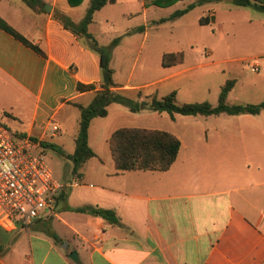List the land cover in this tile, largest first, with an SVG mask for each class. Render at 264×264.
I'll use <instances>...</instances> for the list:
<instances>
[{"label": "crops", "instance_id": "0c3cea01", "mask_svg": "<svg viewBox=\"0 0 264 264\" xmlns=\"http://www.w3.org/2000/svg\"><path fill=\"white\" fill-rule=\"evenodd\" d=\"M41 1L44 12L34 11L22 0L0 1V17L45 54L0 28V110L12 117L14 108L26 110L30 128L19 133H37L38 140L73 145L72 154L80 121L74 103L88 106L101 89L100 57L84 47L55 15L62 13L78 23L91 0H83L77 7H71L68 0ZM131 1L116 0L114 4ZM136 1L138 12L125 16L141 15L147 35L150 26H157L152 24L156 9L162 8H146L144 0ZM204 4L209 8L202 17L208 16L209 25H216L221 34L225 17L247 15L254 51L235 59L233 92L242 83L239 77L246 72L255 74L248 81L249 92L263 102L264 12L230 0ZM109 5L113 4L96 12L94 21ZM93 23L90 33L102 45L108 44L94 33ZM140 59L138 52L136 62ZM253 60L260 66L257 73L249 68ZM112 66L118 93L137 96L141 92L139 101H143V90L159 84L160 80L143 84L133 83L131 78L120 81L114 58ZM79 83L93 84L96 89L79 92ZM153 95L158 96L156 92L147 96ZM114 105L104 118L113 108L120 110ZM241 116L247 117V126L233 123L232 127H213L212 132L206 129L204 139L190 147L180 140L178 158L165 172H120L111 152L106 156L95 152L96 157L71 178H57L64 187L55 205L32 225L11 230L0 226V264H264V111ZM51 121L60 126L55 137L49 130ZM90 129L89 145L94 150ZM86 206L112 210L119 222L74 211ZM73 252L78 262L70 259Z\"/></svg>", "mask_w": 264, "mask_h": 264}, {"label": "rangeland", "instance_id": "374dc122", "mask_svg": "<svg viewBox=\"0 0 264 264\" xmlns=\"http://www.w3.org/2000/svg\"><path fill=\"white\" fill-rule=\"evenodd\" d=\"M192 0H183L170 8L156 9L152 20L169 17L175 10L184 9ZM140 8L136 0L128 4L120 2L107 6L95 19L92 29L109 46L111 42L121 37L118 47L112 50V58L116 60L117 75L120 81L131 78L133 83L143 84L151 80H160L159 84L149 90H143L144 99L147 100L149 92H156L161 98L172 91L177 92L178 102H210L218 104L222 86L230 79L237 76L232 69L235 59L248 57L254 51L249 42V28L247 15L234 13L229 18L225 17V32L214 24L201 25L199 19L205 15L209 5L197 6L188 14L157 26H150L148 34L130 32L145 24L143 17L137 15L127 18L125 14L136 13ZM83 20V19H82ZM81 20V21H82ZM80 21V22H81ZM78 22V23H80ZM233 32H236L234 36ZM183 52L184 62L165 68L161 60L164 53ZM140 52L141 59L136 62ZM147 68V69H146ZM251 71V70H250ZM251 73H254L251 71ZM173 74H176L173 76ZM252 75L246 72L244 77H239L241 84L229 94L230 104L260 103V97L249 92L248 81ZM237 82V81H236ZM236 86V85H235ZM235 88V87H234ZM131 99L139 100L136 95H127ZM8 104V102H5ZM108 118L94 120L90 129V142L94 151L102 156L110 155L108 140L112 132L122 127H140L159 129L176 134L182 142L190 147L203 140L206 129L212 132L213 127L235 125L247 126V117L241 116H182L176 115L172 119L169 114L151 110L132 113L121 104H115ZM7 113V112H6ZM4 113V115H6ZM14 117L3 116L7 126L18 132H27L30 128L31 117L26 110L13 109ZM125 113V115H122ZM34 138H39L34 133ZM49 143L42 147L46 162L56 178L64 180L71 178L74 163L69 158L61 155L56 149L59 147L65 153L73 151L72 147L60 145L58 140H40ZM55 145L52 147V145Z\"/></svg>", "mask_w": 264, "mask_h": 264}, {"label": "trees", "instance_id": "16d2710c", "mask_svg": "<svg viewBox=\"0 0 264 264\" xmlns=\"http://www.w3.org/2000/svg\"><path fill=\"white\" fill-rule=\"evenodd\" d=\"M22 1L34 11L44 12L41 0ZM180 1L182 0H144V6L146 8L150 6L169 8ZM208 1L210 0H197L190 3L184 9L175 10V12L169 17L161 18L152 24L159 25L167 21L178 19L191 12L197 6L203 5ZM82 2L83 0H68L71 7L80 6ZM114 3H116V0H91L86 14L80 23H75L68 16L62 13H57L55 15L56 19L63 25V27L72 32L84 47L93 51L100 57L101 89L96 92L94 99L88 106L74 103V105L80 110L79 131L75 140V150L72 154H68L59 147L56 149L61 155L73 161L74 173H77L87 161L96 157L95 151L89 145L90 125L92 120L95 118L106 117L108 115V107L111 104L124 105L132 113H138L143 110H151L159 114L167 113L172 119H175L176 115L218 116L225 114L229 116H239L259 115L262 111H264V101L258 104H230L228 102V96L236 85L235 79L228 80L222 86L219 101L216 105L207 101L180 104L178 102L176 91H172L161 98L156 95L148 96L147 100L143 101L134 100L127 95L116 92L114 89L117 87V83L114 79L115 70L112 66V50L120 44L121 37L115 38L109 46H104L89 31V26L94 22L96 12L100 11L106 5ZM234 4L245 8H256L264 12V0H234ZM199 22L201 25H209L211 23L208 16L202 17ZM0 28L10 33L16 39L20 40L42 56H45L43 50L39 46L24 38L1 17ZM146 28L147 27L145 25H141L132 30L130 34L137 32L144 33ZM183 62V52L165 53L162 57V66L165 68L182 64ZM95 89L96 86L93 84L86 85L79 83L77 85V90L79 92H87ZM137 96L138 98H141L142 93L138 92ZM4 113L6 112L0 110L1 122L16 136L25 137V133L15 132L7 126L3 116H12L8 113L4 115ZM32 139L37 140V138L34 137H32ZM48 145V142L41 141L42 147H47ZM54 146L55 145L53 144L52 147ZM109 148L115 162L116 169L120 172H165L169 170L177 160L181 149V141L176 135L163 130L123 127L113 132L109 139ZM74 211L99 216L107 219L113 224H117L119 222L116 214L112 210L86 206L74 209ZM55 238L57 241V237Z\"/></svg>", "mask_w": 264, "mask_h": 264}, {"label": "built area", "instance_id": "2783aa9c", "mask_svg": "<svg viewBox=\"0 0 264 264\" xmlns=\"http://www.w3.org/2000/svg\"><path fill=\"white\" fill-rule=\"evenodd\" d=\"M249 68L254 73L260 70L255 60L249 61ZM49 130L55 137L60 126L51 121ZM41 148L40 140L16 136L0 120V226L4 229L28 228L53 208L64 187Z\"/></svg>", "mask_w": 264, "mask_h": 264}, {"label": "water", "instance_id": "95a60500", "mask_svg": "<svg viewBox=\"0 0 264 264\" xmlns=\"http://www.w3.org/2000/svg\"><path fill=\"white\" fill-rule=\"evenodd\" d=\"M231 2H234V0H230ZM47 11H49L50 9L45 8ZM70 259H72L75 262H78V255L77 253L73 252L72 254L69 255Z\"/></svg>", "mask_w": 264, "mask_h": 264}]
</instances>
